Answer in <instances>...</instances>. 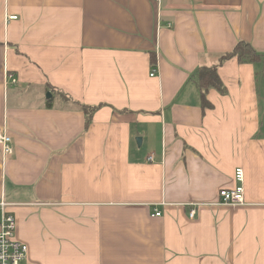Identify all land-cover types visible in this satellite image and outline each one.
I'll return each mask as SVG.
<instances>
[{"label":"crops","instance_id":"obj_1","mask_svg":"<svg viewBox=\"0 0 264 264\" xmlns=\"http://www.w3.org/2000/svg\"><path fill=\"white\" fill-rule=\"evenodd\" d=\"M0 129L25 264H264V0H0Z\"/></svg>","mask_w":264,"mask_h":264},{"label":"built area","instance_id":"obj_2","mask_svg":"<svg viewBox=\"0 0 264 264\" xmlns=\"http://www.w3.org/2000/svg\"><path fill=\"white\" fill-rule=\"evenodd\" d=\"M157 1L160 2V0ZM10 20H17V17H10ZM155 74L156 70H153L151 77H154ZM9 79L12 84L17 83L14 75H9ZM0 149L4 161L14 154L13 139L4 129H0ZM152 160V157H149V161ZM244 180L243 169H236V187L223 189L219 192L220 201L223 205L236 207L245 204ZM8 207V203L3 200L0 201V264H25L29 248L17 240V220L8 211ZM154 216L161 217V212L156 209ZM190 216H194L193 212Z\"/></svg>","mask_w":264,"mask_h":264},{"label":"trees","instance_id":"obj_3","mask_svg":"<svg viewBox=\"0 0 264 264\" xmlns=\"http://www.w3.org/2000/svg\"><path fill=\"white\" fill-rule=\"evenodd\" d=\"M263 56L258 54L255 49L248 43L240 42L234 51L222 55L219 63L211 67H202L191 77L190 81L196 86L201 97V107L203 110H210L214 105L208 99V95L212 90L217 91L220 95H227V87L222 82L219 75V67L231 59H237L240 64H257L262 60ZM155 63V57H153ZM66 100L70 99L63 95ZM86 115V123L90 125L93 114L96 109L86 107L77 102H73Z\"/></svg>","mask_w":264,"mask_h":264},{"label":"water","instance_id":"obj_4","mask_svg":"<svg viewBox=\"0 0 264 264\" xmlns=\"http://www.w3.org/2000/svg\"><path fill=\"white\" fill-rule=\"evenodd\" d=\"M47 97H49V98H50V97H51V95L49 94ZM138 143H139V144L141 143L140 139L138 140Z\"/></svg>","mask_w":264,"mask_h":264}]
</instances>
